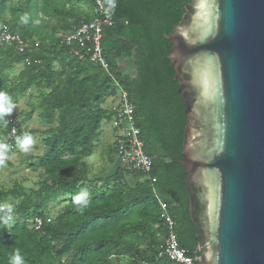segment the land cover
<instances>
[{
	"label": "trees",
	"instance_id": "obj_1",
	"mask_svg": "<svg viewBox=\"0 0 264 264\" xmlns=\"http://www.w3.org/2000/svg\"><path fill=\"white\" fill-rule=\"evenodd\" d=\"M95 1L23 0L8 6L0 0V18L7 16L0 30L6 26L26 44L23 53L0 46V91L14 104L33 90L26 119L34 113L46 126L38 132L44 149L36 163L40 180L28 191L17 183L0 191V204L12 205L18 218L10 227L0 221V264H10L17 250L24 264H174L159 256L165 233L154 228L159 211L153 193L167 205L178 246L193 260L198 256L178 164L186 121L161 37L180 22L190 0H97L104 7L113 4V23L99 41L108 74L89 62L83 47L62 44L59 37L91 21ZM80 5L88 12L81 13ZM121 59L133 62L135 76L119 72ZM14 67L20 69L11 79ZM110 76L127 92L152 165L149 176L116 169L100 186L101 181L89 180L83 159L91 156L101 127L111 119L105 108L115 94ZM6 119L7 125L0 122V143H7L12 129L16 138L26 133L16 118ZM81 191L89 194V204L78 212L73 197ZM58 203L62 208L51 215Z\"/></svg>",
	"mask_w": 264,
	"mask_h": 264
},
{
	"label": "water",
	"instance_id": "obj_2",
	"mask_svg": "<svg viewBox=\"0 0 264 264\" xmlns=\"http://www.w3.org/2000/svg\"><path fill=\"white\" fill-rule=\"evenodd\" d=\"M112 4V3H111ZM166 60L196 264H264V0H190Z\"/></svg>",
	"mask_w": 264,
	"mask_h": 264
},
{
	"label": "built area",
	"instance_id": "obj_3",
	"mask_svg": "<svg viewBox=\"0 0 264 264\" xmlns=\"http://www.w3.org/2000/svg\"><path fill=\"white\" fill-rule=\"evenodd\" d=\"M113 4L104 7L97 0L92 10V20L82 22L71 33L59 36L62 44L76 43L85 49V56H88L89 62L96 64L108 74L106 62L101 58L99 41L101 32L104 28L112 25ZM14 46L19 53H23L26 44L17 36L9 33L6 26H1L0 46ZM78 56V53H74ZM115 86V94L109 97L105 102V108L111 114V119L107 122L110 131L111 147L115 156L121 162L123 168L142 173L145 176L151 174L152 161L143 153V143L140 140V131L136 127L133 117V107L129 102L127 92L111 77ZM16 131L12 129L8 135L7 144L9 152L15 150ZM14 143V144H13ZM151 183L155 182L154 178H149ZM154 198L158 206L159 222L154 226L155 229L164 230V239L160 257L167 259L174 264H194L191 257L187 256L177 243L173 233V220L168 213L167 205L155 193ZM2 205V204H0ZM36 228H39L40 221L36 220ZM146 264V263H144Z\"/></svg>",
	"mask_w": 264,
	"mask_h": 264
},
{
	"label": "rangeland",
	"instance_id": "obj_4",
	"mask_svg": "<svg viewBox=\"0 0 264 264\" xmlns=\"http://www.w3.org/2000/svg\"><path fill=\"white\" fill-rule=\"evenodd\" d=\"M8 6L22 2L23 0H5ZM81 13H87L88 9L79 6ZM7 16L0 18V24H2ZM56 22H50L49 25H55ZM48 26V25H47ZM60 33H57L56 37ZM117 69L123 76L132 77L135 72L133 62L128 59H121L117 62ZM20 69V68H19ZM19 69L17 67L12 68L10 71V78H15ZM35 92L32 90L27 93V96L19 99L14 103L15 107L13 113L10 115L11 118H16L18 122H21V131L28 132L32 137L33 143L30 146L28 152L22 151L18 146L15 150L7 153V165L0 170V191L9 190L12 188L14 183L21 185L27 191L32 189L37 181L40 180L41 170L37 167V158H39L43 152V136L38 132L46 129V126L41 124L35 115L31 114L30 117H27V114L30 112V100L29 96H35ZM26 119V121H24ZM99 137L96 140L95 147L91 156L83 159L88 171H89V180L91 182L101 181L99 184L103 186V181L110 178L116 169H122L123 166L119 159L112 155L111 147V138L110 131L107 125H103L98 133ZM63 204L58 203L53 205L50 210L51 215L59 211L62 208ZM17 216H14L13 221L6 225L7 227L12 226L17 222Z\"/></svg>",
	"mask_w": 264,
	"mask_h": 264
},
{
	"label": "clouds",
	"instance_id": "obj_5",
	"mask_svg": "<svg viewBox=\"0 0 264 264\" xmlns=\"http://www.w3.org/2000/svg\"><path fill=\"white\" fill-rule=\"evenodd\" d=\"M23 22L27 23V15L22 18ZM15 105L11 101V97L3 91H0V122L7 125L6 117H9L14 110ZM33 143L32 137L28 133L16 138L17 146L24 152H28ZM9 152V145L7 143H0V167L6 166L7 153ZM73 202L76 205V211L83 212L89 204V194L87 191H81L73 197ZM0 221L8 225L13 221L14 208L8 203L0 205ZM10 264H24V260L17 250L10 259Z\"/></svg>",
	"mask_w": 264,
	"mask_h": 264
},
{
	"label": "flooded vegetation",
	"instance_id": "obj_6",
	"mask_svg": "<svg viewBox=\"0 0 264 264\" xmlns=\"http://www.w3.org/2000/svg\"><path fill=\"white\" fill-rule=\"evenodd\" d=\"M168 46V45H167ZM135 76V72L133 73L132 77Z\"/></svg>",
	"mask_w": 264,
	"mask_h": 264
}]
</instances>
